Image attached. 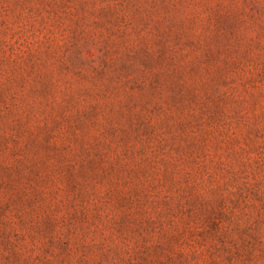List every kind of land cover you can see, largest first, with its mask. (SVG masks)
Listing matches in <instances>:
<instances>
[{
	"label": "rangeland",
	"instance_id": "1",
	"mask_svg": "<svg viewBox=\"0 0 264 264\" xmlns=\"http://www.w3.org/2000/svg\"><path fill=\"white\" fill-rule=\"evenodd\" d=\"M0 264H264V0H0Z\"/></svg>",
	"mask_w": 264,
	"mask_h": 264
}]
</instances>
